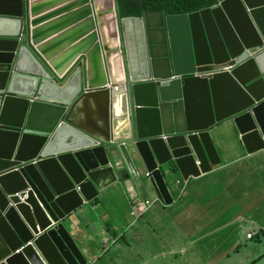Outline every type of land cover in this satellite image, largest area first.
<instances>
[{"label":"water","instance_id":"95a60500","mask_svg":"<svg viewBox=\"0 0 264 264\" xmlns=\"http://www.w3.org/2000/svg\"><path fill=\"white\" fill-rule=\"evenodd\" d=\"M113 3L108 32L96 0H0V264H88L72 214L144 175L171 205L165 175L221 165V123L264 152V0L141 18ZM87 100L108 110L103 139L81 121Z\"/></svg>","mask_w":264,"mask_h":264},{"label":"crops","instance_id":"0c3cea01","mask_svg":"<svg viewBox=\"0 0 264 264\" xmlns=\"http://www.w3.org/2000/svg\"><path fill=\"white\" fill-rule=\"evenodd\" d=\"M96 1L104 7L102 22L111 32L115 27L113 0ZM99 107L101 111L94 101L87 103L80 117L92 134L103 139L101 112L108 110ZM211 134L221 165L182 186L176 185L180 177L170 186L167 180L174 177L165 175L171 205L158 200L144 175L109 186L92 200L84 217L72 214L73 238L88 264H152L177 253L183 254L188 264H216L220 260L228 262L225 264H264V152L248 155L230 120L217 125ZM230 140L237 142L238 151L230 149ZM242 177L247 181L241 182ZM224 198L231 201L225 204ZM146 200L155 201L152 208L134 210L137 201ZM176 207L175 213L168 212ZM224 216L226 223H222ZM172 226L177 228L175 232ZM161 237L172 241L171 246L164 242L168 250H161ZM150 246L162 255L146 257Z\"/></svg>","mask_w":264,"mask_h":264},{"label":"trees","instance_id":"16d2710c","mask_svg":"<svg viewBox=\"0 0 264 264\" xmlns=\"http://www.w3.org/2000/svg\"><path fill=\"white\" fill-rule=\"evenodd\" d=\"M225 0H118L121 18H141L147 12L185 16L218 6ZM253 262L252 264H254Z\"/></svg>","mask_w":264,"mask_h":264},{"label":"rangeland","instance_id":"374dc122","mask_svg":"<svg viewBox=\"0 0 264 264\" xmlns=\"http://www.w3.org/2000/svg\"><path fill=\"white\" fill-rule=\"evenodd\" d=\"M227 144L230 147V149H235L236 151L239 150V145L237 144L236 141L230 140V141L227 142ZM178 179L179 178L175 176L173 179H171V178L168 179L167 182L171 186L172 184H174L175 180H178ZM240 180H241V182H246L247 181V177H242ZM181 182L183 184H185L182 180H181ZM145 183H147V184L149 183L150 184L149 181H147ZM206 187H208V186H206ZM230 201H231V198H224V203L225 204H227ZM176 209H177V207L175 209H171V211H168V212L175 213ZM224 217L225 218L222 221V223H226L228 221V218L226 216H224ZM171 230L173 232H175L177 230V228L172 226ZM159 241H160L159 245H160L161 250H168V247L165 246L164 242L168 243L169 246L172 245V241L168 240L165 237L159 238ZM204 254L205 255H209V253H205V252H204ZM154 255H156V257H159L162 254L161 255L158 254V250H155L153 246H150L149 250L146 252V257L152 259V256H154ZM231 256H233V255H231ZM175 258H177V259H175ZM232 262H233V260H230V263H232ZM225 263H228V262L225 261V260H220V261L216 262V264H225ZM152 264H188V263H187L186 259L184 258L183 254L177 253L176 255H169L168 254L167 258L166 257H161L159 259H156ZM196 264H203V263H196Z\"/></svg>","mask_w":264,"mask_h":264},{"label":"built area","instance_id":"2783aa9c","mask_svg":"<svg viewBox=\"0 0 264 264\" xmlns=\"http://www.w3.org/2000/svg\"><path fill=\"white\" fill-rule=\"evenodd\" d=\"M234 66H228V67H225L223 68V70H221L220 72H231V70H233ZM198 76H201V75H198ZM178 78H181V77H173L171 79V81L175 80V79H178ZM117 91H119V88H116ZM148 178V176H146ZM177 186H182L183 183L181 181H177L176 183ZM181 193H183V191H181ZM155 201H151V200H146L145 202H139L137 201L135 204L136 206L134 207V210L135 208L139 207L142 209L143 212L149 210L150 208H152V206L154 205ZM133 214H136V211H133ZM252 236V234H248V237L250 238Z\"/></svg>","mask_w":264,"mask_h":264},{"label":"bare ground","instance_id":"6f19581e","mask_svg":"<svg viewBox=\"0 0 264 264\" xmlns=\"http://www.w3.org/2000/svg\"><path fill=\"white\" fill-rule=\"evenodd\" d=\"M44 1H45V0H44ZM92 101H93V100H89V101L87 100V103H89V102L91 103ZM87 103H86V104H87ZM86 104L83 102V103L79 106V108H78V109H79V112L81 111L82 107H84ZM84 127H85V129H86L90 134H92V133L88 130V128H87L88 126H87V125H84ZM92 135H95V134H92Z\"/></svg>","mask_w":264,"mask_h":264}]
</instances>
